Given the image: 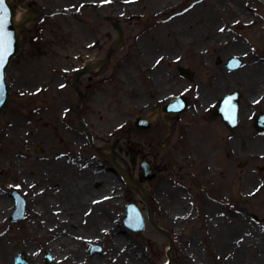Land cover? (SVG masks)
<instances>
[{
  "label": "rangeland",
  "instance_id": "374dc122",
  "mask_svg": "<svg viewBox=\"0 0 264 264\" xmlns=\"http://www.w3.org/2000/svg\"><path fill=\"white\" fill-rule=\"evenodd\" d=\"M236 1L10 0L22 21L32 7L46 14L19 31L20 50L5 73L7 100L0 109V196L13 201V207L0 224V245L8 249V264H15L18 256L29 264H54L53 256L43 249L50 232L65 239L70 251L65 264H93L94 258L99 264H264V154L254 151L257 140L264 137V131L255 128L256 118L264 114V104L248 106L247 82L243 80L244 72L253 66L264 70V11L253 0ZM85 4H93L97 13L115 19L123 31L120 46L103 68L100 64L117 33L110 22L96 18L92 8L79 12ZM233 8L249 14H235ZM248 18L257 24L242 26ZM204 22L212 26L204 28L205 32ZM219 36L224 38L217 43L222 50L216 52L209 41ZM226 37L229 40L224 43ZM236 42L244 44L248 54H225ZM232 58L242 66L229 72L225 66ZM96 63L99 66L92 67L93 73L79 80L78 88L85 97L76 111L79 97L72 88L76 73ZM181 68L191 72L192 81L179 75ZM231 92L241 97L240 125L230 152L233 172L226 171L224 179L230 193V199H223L224 210L231 214L229 219L210 222L221 242L207 244L204 229L203 237L199 236L197 219H188L183 227L182 171L179 164L175 168L170 163L163 150L159 149L158 160L165 158V168L153 181L143 183L151 201L156 198L168 207L166 218L151 215L153 223L173 241L168 253V240L148 221L145 198L94 148L112 157L137 181L139 166H132L129 158L136 154L138 160L149 159L157 121H152L147 132L132 133L136 117L149 116L157 105L174 96L197 99L205 106ZM118 138L119 145L106 152ZM21 141L22 149L37 159L26 160L15 152ZM13 157L23 158L26 177L14 173ZM108 175L114 179L111 187L105 178ZM22 177L29 188H24ZM13 192L26 202L25 217L16 222L10 219L15 208ZM129 202L137 204L144 215L142 232H133L124 224ZM35 205L48 232L36 229L30 217ZM94 216L106 217L107 234L91 242L80 241ZM31 221L34 232L30 231ZM114 235L122 239V245L114 246ZM201 238L203 245L198 241ZM76 244L78 252L73 247ZM94 247L100 251L91 254ZM30 248L36 249L35 257Z\"/></svg>",
  "mask_w": 264,
  "mask_h": 264
},
{
  "label": "flooded vegetation",
  "instance_id": "af4514ba",
  "mask_svg": "<svg viewBox=\"0 0 264 264\" xmlns=\"http://www.w3.org/2000/svg\"><path fill=\"white\" fill-rule=\"evenodd\" d=\"M94 11L96 18L108 21L105 13L103 15L97 13V8H94ZM99 73H102V69ZM92 80L91 75L88 81ZM189 91L186 92L188 96ZM193 96L198 97L195 93ZM183 97L185 106L181 114L156 117L157 125L153 129L154 144L152 142L154 149L149 153L147 161L151 171L156 173L165 168V158L158 160L159 149H161L175 168L179 164L183 179V227L188 219H197L194 223L199 226V236L203 237L202 230L204 229L206 243L215 246L221 242V239L210 222L215 218L229 219L231 214L230 211L224 210L225 201L223 199L225 197L230 199V193L224 186V179L226 171L231 174L233 172L234 163L230 152L235 141V130L229 129L219 117L213 115L220 99H214L204 106L197 103L195 101L197 99ZM165 103L157 105L154 111ZM154 111H150L149 114ZM138 156L135 154L137 162L145 161V159L138 160ZM140 176L139 173L138 179ZM227 203L230 205L231 202ZM221 204L222 209L219 208ZM167 209L168 207L156 198L151 201L152 216L166 218L169 216ZM198 241L201 245L204 244V239L201 238Z\"/></svg>",
  "mask_w": 264,
  "mask_h": 264
},
{
  "label": "water",
  "instance_id": "95a60500",
  "mask_svg": "<svg viewBox=\"0 0 264 264\" xmlns=\"http://www.w3.org/2000/svg\"><path fill=\"white\" fill-rule=\"evenodd\" d=\"M42 15L44 13H41ZM0 16L4 17V24H3V30L2 33H0V45H2L3 49L5 50V58L3 61V65L0 66V109L4 106L6 99H7V88H6V81H5V73L6 69L9 66L11 60L18 54L20 49V37H19V31L27 25L30 21L35 20L31 16L23 20L22 22L15 24L14 17H15V8L12 4L9 3V0H3V3L0 4ZM112 22V21H111ZM113 28L116 30L118 34L117 41L111 46L107 57L102 62V66L106 65L110 59L111 54L113 51H115L121 44L123 39V32L120 27L116 26L115 23H113ZM242 65L241 61L233 58L231 59L228 64L226 65L227 68L230 71H235L238 68H240ZM90 67L86 66L82 70L79 71L75 78V82L73 83V88L76 90V92L79 94L80 99H83V95L79 92L77 82L80 77L83 75H86L89 73ZM181 75L183 77H189L188 72L181 70ZM239 106H240V95L237 92L225 95L222 98V101L220 105L218 106V109L216 111L217 115H221L223 121L231 128H235L238 126L239 123ZM184 107L183 98L181 97H175L170 100V102L162 108L163 112H181L182 108ZM150 128V123L148 119L143 118H137L134 121L133 131H147ZM256 128L259 131H264V115L260 116L256 120ZM119 143V139L115 140L112 145L108 147V151L113 150L116 145ZM99 153L104 154L100 149H96ZM108 160L110 163L117 168V170L121 173L125 181H127L129 184L133 186H137L142 191L143 195L145 196L148 204H149V198L147 197V194L143 190L142 187L137 185L135 182H133L124 172L123 170L116 165L115 161L108 157ZM131 163L133 164V158L130 159ZM141 169L143 170L145 174L146 180H153L155 178L154 174L150 173V168L147 163L141 164ZM14 199L16 200L17 206L16 211L12 215L11 220L12 221H19L24 218L25 216V201L19 196V194L14 193L13 194ZM127 214L125 218V226L134 231V232H141L145 228V222L143 215L141 214L139 208L133 204L129 203L127 205ZM149 222L151 225L157 229L152 220L151 217H149ZM164 236H166L169 239L170 246L169 251H171L173 247V242L169 238V236L166 233H163ZM100 249L98 247H94L91 249V253H97ZM15 264H29L27 260L23 259L21 256L17 257L15 260Z\"/></svg>",
  "mask_w": 264,
  "mask_h": 264
},
{
  "label": "bare ground",
  "instance_id": "6f19581e",
  "mask_svg": "<svg viewBox=\"0 0 264 264\" xmlns=\"http://www.w3.org/2000/svg\"><path fill=\"white\" fill-rule=\"evenodd\" d=\"M236 0H229V2H235ZM239 1V0H238ZM236 1V2H238ZM254 2L259 4L260 10L264 11V0H253ZM233 13L238 14V15H242V16H248L249 13L245 12V11H241L239 13V11L235 8L232 9ZM23 16L21 15H16L15 16V24H18L22 21ZM257 24V21L251 18H248L246 21L243 22L244 27H252L255 26ZM212 26L209 24V22H204L203 24V32L204 28H211ZM216 38V39H215ZM222 38L221 36L219 37H212L209 41V44L212 46V48L216 51L219 52L220 50H222L220 44H217L219 41H221ZM229 40V37H226L224 41L227 42ZM215 41V43L213 44L212 42ZM225 54H248L247 53V49L244 46V44L242 43H235L231 49L229 50L228 53ZM99 63H96L94 65H92V67H98ZM247 71V70H245ZM245 75H243V80H245V82H247L246 86H247V92H246V101L248 103V106H250V108H254V106L258 105V104H264V70L257 66H253L252 68L248 69V73H245ZM16 143V142H15ZM23 143L21 142H17V148H14L15 152L18 150L24 159L28 160V159H32L35 158L37 159L38 156L37 155H30L29 153H27L25 150L22 149ZM254 151L257 153H263L264 154V137L260 138L257 140L256 145L254 146ZM256 154H253L252 157L254 159H257L258 156H256ZM23 158H14V173L17 175V173L20 176L26 177L25 176V165ZM33 164V163H32ZM32 169V166L30 167V170ZM21 178V182L24 185V188H29V183L26 182V180L24 178ZM97 177V176H96ZM95 177V178H96ZM94 178V177H93ZM92 178V179H93ZM106 180H108V187H111L112 185H114V179L111 176H105ZM97 179V178H96ZM40 196V195H38ZM108 203H110V201L112 202V198L111 196L107 197ZM84 201V200H83ZM91 201V200H90ZM88 202V200H87ZM96 202L94 199L92 200V204L94 206H96ZM13 207V201L6 199V198H2L0 196V224L2 223L4 217L8 214V211L11 210ZM30 217L32 219H34V223L36 224V229H39L41 227V229L44 230V232H48L47 231V222L45 220V218L43 217L41 210L37 209V205L32 206L30 209ZM33 221H31V232H34V228L32 225ZM105 224L106 226H101L100 224ZM40 224V225H39ZM108 223H107V219L105 216H94L92 219V224L91 227L86 231L85 235L83 238H81L80 241H84V242H91L94 241V239H96V237L98 235L104 236L107 234V229H108ZM55 233V232H54ZM48 235V240L47 242L43 243V249L47 252H49L53 258H54V264H65L67 261V255L68 253H70L69 249L66 248L67 246L63 243L65 241L64 238H58L57 236H52L51 232L47 233ZM114 246L117 247L119 245H122V239L116 235H114ZM61 244L64 246V248L61 246ZM74 250L76 252H78L80 250V246L78 244L74 245ZM30 254L32 257L36 256V249L35 248H30L29 249ZM9 263V257H8V249L6 248V245L1 243L0 245V264H8ZM93 264H99L98 258H94L93 259Z\"/></svg>",
  "mask_w": 264,
  "mask_h": 264
},
{
  "label": "snow or ice",
  "instance_id": "6c2138e0",
  "mask_svg": "<svg viewBox=\"0 0 264 264\" xmlns=\"http://www.w3.org/2000/svg\"><path fill=\"white\" fill-rule=\"evenodd\" d=\"M104 2H110V0H104ZM2 3L3 0H0V4ZM4 22H5L4 17L0 16V33H2ZM221 31H223V29H221ZM4 58H5V50L3 49L2 45H0V66L3 65Z\"/></svg>",
  "mask_w": 264,
  "mask_h": 264
}]
</instances>
